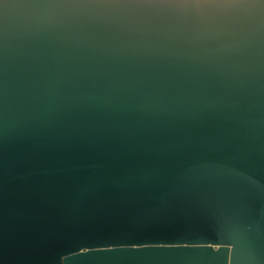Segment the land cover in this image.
I'll return each mask as SVG.
<instances>
[{
	"label": "water",
	"instance_id": "1",
	"mask_svg": "<svg viewBox=\"0 0 264 264\" xmlns=\"http://www.w3.org/2000/svg\"><path fill=\"white\" fill-rule=\"evenodd\" d=\"M0 264H264V0H0Z\"/></svg>",
	"mask_w": 264,
	"mask_h": 264
}]
</instances>
